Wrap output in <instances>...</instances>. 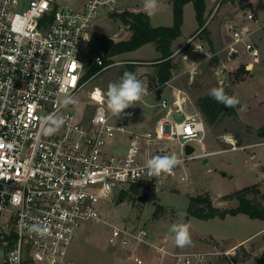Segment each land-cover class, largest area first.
<instances>
[{
    "label": "built area",
    "instance_id": "2783aa9c",
    "mask_svg": "<svg viewBox=\"0 0 264 264\" xmlns=\"http://www.w3.org/2000/svg\"><path fill=\"white\" fill-rule=\"evenodd\" d=\"M117 1L85 0L72 6L57 0H0V264H76L68 249L81 225L93 221L110 224L109 243L129 250L134 263L142 264L139 249L146 246L173 255L175 264H201L219 256L232 261L233 251L219 250L214 243L170 251L168 238L153 242L144 223L133 224L128 216L113 223L102 217L99 203L133 185L155 191L175 186L191 179L186 172L177 174L187 161L252 146L225 136L228 148L208 149L202 112L187 109L189 96L179 87L173 86L172 99L165 97L158 81L154 86L143 83V99L148 94L157 98L152 128L130 130L124 119L112 116L105 91L89 84L96 74L87 75L92 63L107 66L101 53H93L90 29L99 9L113 10ZM247 5V0L238 3L242 20H253ZM225 28L232 38L229 58L242 46L252 62L260 61V48L247 25L230 21ZM213 72L221 84L228 81L225 64ZM197 74L192 77L199 80ZM66 96L78 103L65 106ZM175 113L183 114L182 120L173 119ZM49 117L64 121L52 134L45 131ZM117 137L127 140L125 152L106 151L107 142ZM171 142L178 143L183 162L171 174L150 179L146 161L172 155ZM187 144L194 147L191 153ZM255 156L249 152L250 159ZM33 225L47 231H31Z\"/></svg>",
    "mask_w": 264,
    "mask_h": 264
},
{
    "label": "rangeland",
    "instance_id": "374dc122",
    "mask_svg": "<svg viewBox=\"0 0 264 264\" xmlns=\"http://www.w3.org/2000/svg\"><path fill=\"white\" fill-rule=\"evenodd\" d=\"M60 4L79 6L85 0H57ZM133 1H136L133 2ZM118 0L113 10H124L128 7L140 10L143 8V0ZM215 4L209 10L207 19L202 25L196 18L194 2L190 1L184 5V20L181 35L174 43L175 52L172 55L175 63L173 75L167 82L161 83L165 86L163 95L172 99L171 90L179 87L185 90L189 96L187 109L190 112L200 110L196 101L198 97L209 94L212 88H222L225 94L235 96L233 71L237 67L230 68L229 78L226 83L221 84L213 69L222 65V52L227 40L220 39L218 33H213L212 26L220 29L226 19L234 16L235 7L242 4L244 0H214ZM132 3V4H130ZM135 3V4H133ZM161 10L152 16L153 24L172 25L174 21V0H159ZM106 7L99 9V15L93 21L90 34L92 38L91 47L100 49L99 37L105 36L114 39L129 38L131 31L119 19L111 16V12ZM208 10L207 4L205 11ZM205 14V12H204ZM231 16V17H229ZM210 21V23H209ZM224 21V22H223ZM209 23V24H208ZM200 26L196 31H194ZM217 29V31H218ZM194 31V32H193ZM193 32V33H192ZM192 33V34H191ZM191 34V35H190ZM187 38V36H189ZM155 43L144 44L136 50L124 52L113 56V62L105 67L99 68L95 77L90 81V86L99 85L105 93L110 83H118L124 72H129L134 68L135 75L144 83L152 77L156 59L160 57V52L156 54ZM184 46L185 50L180 51ZM180 51V52H179ZM157 55V56H155ZM187 55V56H185ZM187 57V59L185 58ZM87 60V57H85ZM251 70V67H249ZM229 69V68H228ZM262 69V67H261ZM259 69H254L257 73ZM198 73L199 80L192 77ZM249 72L248 75H250ZM157 98L153 94H148L143 100L137 102L134 107L125 110L122 119L125 120L128 129L144 130L152 125V120L157 114L154 105ZM237 108V107H236ZM204 115V114H203ZM183 114H174L173 119L182 120ZM207 124L206 145L208 149L228 148L225 136L238 138L239 142L246 144L254 139L249 129H245L240 120L232 113H224L223 117L210 123L204 115ZM172 143V142H171ZM124 138L111 139L107 142L105 150L110 153L123 152L126 148ZM172 152L180 154L179 145L173 142ZM247 151V150H246ZM246 154L241 150H227L224 152L212 153L206 160L193 159L181 165L177 169V174L185 172L192 176L191 180L182 181L177 178L175 186L167 184L162 190L155 191L146 187L141 188L146 199L141 200L140 194H129L128 196L114 195L113 200L99 203L100 212L103 218L109 222H116L126 216L130 222L144 223L150 230V239L158 242L167 237L169 242L166 247L170 251H177L174 242V233L170 231L173 224H188L190 226L191 245L184 249L201 248L209 243H214L219 250H226L235 242L244 239L246 236L264 227V218H253L246 213L228 214L226 217H213L209 219L191 216L186 221V211L190 200V195L200 192L210 191L219 195L231 194L246 186L254 184V174L245 161ZM255 159V158H254ZM211 171L207 172L206 169ZM205 171V172H204ZM234 174V177H230ZM208 189V190H207ZM231 199L222 202L225 207L233 205ZM161 205L159 215L154 216L156 207ZM112 227L108 222L93 221L85 222L77 231L76 238L68 249V258L76 264H130L122 252L123 249L109 243V235ZM252 245H264V234L248 239ZM243 244V243H241ZM245 251L240 249L239 258H242ZM163 264H175V258L167 255ZM210 262V261H209ZM208 263V261L201 264ZM158 264V262H155Z\"/></svg>",
    "mask_w": 264,
    "mask_h": 264
},
{
    "label": "trees",
    "instance_id": "16d2710c",
    "mask_svg": "<svg viewBox=\"0 0 264 264\" xmlns=\"http://www.w3.org/2000/svg\"><path fill=\"white\" fill-rule=\"evenodd\" d=\"M193 1L196 18L200 25L205 21L204 12L206 9V0H174V21L172 25H153L151 18L146 15L144 10H113L111 16L119 19L131 31L129 38L114 39L109 37H99L100 49H95L93 53H101L104 58V65L113 62V56L138 49L144 44L153 42L157 50L161 53L160 57L156 59L152 77L149 79V84L154 86L157 81L160 83L167 82L173 75L175 63L173 61V54L175 52L174 43L181 35L182 25L184 20V5L187 2ZM250 7V3L247 5ZM184 46L180 51L185 50ZM179 51V52H180ZM102 66L96 63L91 64V68L87 76L96 74ZM134 68H130L129 72L135 73ZM250 72V69L244 65H239L234 71L233 76L235 81L244 80ZM138 80L140 78L138 77ZM164 90L165 86L161 87ZM231 96L230 94H226ZM202 114H204L210 123L215 122L223 117L224 113H232L237 115L236 107L228 108L224 104L217 102L209 94L198 97L196 101ZM258 134L264 136V125L258 129ZM142 187L133 185L127 190L121 192V196H128L129 194H140ZM221 199H234L238 202L236 206L220 207L216 205V201L211 197L208 191L200 192L195 195H190L189 204L186 211V221L191 216H197L203 219L213 217H226L228 214L246 213L253 218H264V204L262 202V192L257 184L246 186L231 194L224 195ZM162 206L158 205L153 212L154 216L159 215ZM251 255L245 252L240 260H247ZM256 261L264 262V257H255ZM234 260H238L237 257Z\"/></svg>",
    "mask_w": 264,
    "mask_h": 264
},
{
    "label": "crops",
    "instance_id": "0c3cea01",
    "mask_svg": "<svg viewBox=\"0 0 264 264\" xmlns=\"http://www.w3.org/2000/svg\"><path fill=\"white\" fill-rule=\"evenodd\" d=\"M132 1L133 0H131V2ZM247 1L248 3H250V8L253 10L255 14V19L242 20L244 17L241 12L242 11L241 7L237 6L235 7L234 16H232L233 18L226 19L225 22L223 21L224 24L220 29H218L217 26H214L213 24L212 31L213 33L217 32L218 37H220V39L227 40L224 47L221 48L219 51L223 53L220 58L221 62L225 64V66L229 68V70L230 68L232 69V67L234 68L238 67L241 64L246 65L248 68L251 67V71H250L251 74L248 75L242 81H236V83H234V86H233L235 88V91H234L235 95L239 99V102H240L236 108V112L238 115L237 118L240 120V122L242 123L245 129L251 130L250 134L254 136V139L252 141H249L246 143V144H252V146L246 149L247 151L243 149H238V150L239 151L241 150L243 153L246 154L245 161L249 164V168L252 170V173L254 174V179L256 181L253 183L257 184L262 192V202L264 204V143H262V140H264V136L262 137L258 134V129L264 125V0H247ZM84 2L82 1L79 6L83 5ZM133 2L136 3V1H133ZM206 4H207L208 10L205 11L204 16L207 19L209 10L212 7V5L215 4V1L206 0ZM128 9L135 10V9H132V7H128ZM140 10H144V8L140 7ZM230 21L235 22V23H240L241 25L245 24L247 25L248 28L251 29V38L256 43V45L260 48V61L255 62V63L252 62V57L247 54V52L243 49L242 46H240L239 53H234L232 57L229 58L228 44L232 41V38L227 33L225 25ZM151 23H152V18H151ZM153 25L156 26V25H161V24H153ZM199 27L200 26H198L194 31H196ZM190 35L187 36V38L190 37ZM154 46L156 48V45ZM158 53L159 51L157 50L156 54L158 55ZM256 67L257 69H259V71H257V73H254L253 71ZM153 95L155 96V94ZM156 118H157V115L152 120V125L148 128H152L154 126ZM125 145L127 148V140H126ZM125 150L123 152H125ZM250 151L251 152L254 151L256 153L255 159L249 158ZM234 176H235L234 174H231L230 177H234ZM191 179H192V176H191ZM208 192L210 193L209 190ZM210 195L216 201V205L220 207H225V205H221L223 201L224 202L228 201V200L221 199L224 195H221L220 197L219 195L217 196L212 193H210ZM141 197H144L141 200L146 199V195L145 196L141 195ZM231 202H234L233 205L231 206H236L238 204V202L234 199H232ZM263 234H264V227L252 233L251 235L246 236L244 239L238 242H235L231 246L227 247V249H231L234 253L232 256V261L225 256H219V257H216L210 260V262L208 261V263H204V264H264V262H258L255 259V257H264V245H262V247L260 246L259 248H257L258 246L252 245L248 241V239L250 240V238H254L256 236H262ZM163 239L164 238L160 239V241H158L157 243H160ZM168 242H169V239H168ZM181 249L182 248L177 247V250H181ZM240 249H243L245 252L249 253L251 257L247 260H240L241 258H239V255H238V252H240ZM139 250H140L139 251L140 258L143 260L142 264H155V262H158V264H163L164 261L168 257L167 255H171V254H163L162 252H160L159 250H157L156 248L152 246L141 247ZM122 252L125 253L124 256L130 262V264H138V263H134L131 259L128 258L129 250L123 249ZM235 257H237L238 260L235 261L234 260Z\"/></svg>",
    "mask_w": 264,
    "mask_h": 264
},
{
    "label": "clouds",
    "instance_id": "9594fccd",
    "mask_svg": "<svg viewBox=\"0 0 264 264\" xmlns=\"http://www.w3.org/2000/svg\"><path fill=\"white\" fill-rule=\"evenodd\" d=\"M143 8L147 16L152 17L161 10L159 0H143ZM187 59V57H185ZM146 88L143 83L137 79L132 72H124L121 80L118 83H110L106 92V108L115 118H120L125 115V110L134 107L137 102L143 99L146 94ZM96 97L100 96L97 92ZM209 95L217 102L222 103L225 107L234 108L240 102L235 96H228L222 88H212ZM62 103L67 105H76L78 100L72 96H66ZM243 110V109H241ZM47 120L50 125L45 131L52 134L64 123L62 118L49 117ZM183 161L177 155H157L148 159L145 164L146 175L151 179L159 177L162 174H171L173 169L179 166ZM14 203L19 202V198L15 197ZM190 226L188 224H173L170 231L174 233L175 245L179 248H184L191 245ZM37 233L43 234L47 230L33 225L30 229Z\"/></svg>",
    "mask_w": 264,
    "mask_h": 264
},
{
    "label": "water",
    "instance_id": "95a60500",
    "mask_svg": "<svg viewBox=\"0 0 264 264\" xmlns=\"http://www.w3.org/2000/svg\"><path fill=\"white\" fill-rule=\"evenodd\" d=\"M159 94H161V90L159 91ZM193 149H194V147L192 145H190V144L186 145V152L187 153H191L193 151ZM142 198H144V197H140V199H142Z\"/></svg>",
    "mask_w": 264,
    "mask_h": 264
}]
</instances>
